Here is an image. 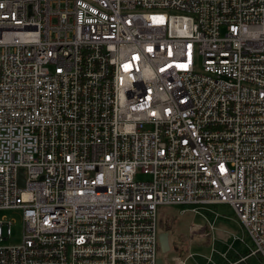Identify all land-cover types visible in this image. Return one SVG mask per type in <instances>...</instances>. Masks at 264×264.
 Wrapping results in <instances>:
<instances>
[{"label":"built area","instance_id":"1","mask_svg":"<svg viewBox=\"0 0 264 264\" xmlns=\"http://www.w3.org/2000/svg\"><path fill=\"white\" fill-rule=\"evenodd\" d=\"M218 203L248 252L176 264H264V0H0V264H158Z\"/></svg>","mask_w":264,"mask_h":264},{"label":"rangeland","instance_id":"2","mask_svg":"<svg viewBox=\"0 0 264 264\" xmlns=\"http://www.w3.org/2000/svg\"><path fill=\"white\" fill-rule=\"evenodd\" d=\"M174 207L167 208L162 213L164 220L171 226L169 230L171 249L169 252L160 253L164 258V264H176L173 257L182 255L187 250L195 253L200 262H206L208 256L217 260L221 256L220 252H226L229 257H235L236 252L243 255L248 252L251 240L241 229L236 212L230 204H212L208 207L209 211H204L209 221L213 222V228L204 216L187 209L191 206L176 205ZM215 215H217L216 219ZM0 217L16 221L18 224L13 227V234L8 239L0 240V244L9 245L19 242L22 235L21 209H0ZM161 231L166 230L162 227ZM236 235L243 237L244 241L236 238ZM176 246L182 248V251L177 250L181 252L180 254L173 250ZM214 246L215 250H213ZM250 259L249 262L256 264V260Z\"/></svg>","mask_w":264,"mask_h":264},{"label":"water","instance_id":"3","mask_svg":"<svg viewBox=\"0 0 264 264\" xmlns=\"http://www.w3.org/2000/svg\"><path fill=\"white\" fill-rule=\"evenodd\" d=\"M23 183H24L23 170H20V184L23 185ZM159 244H160V249L162 253H166L170 251L171 244H170V237H169L168 231L160 232ZM158 264H164V258L161 255L158 258Z\"/></svg>","mask_w":264,"mask_h":264},{"label":"trees","instance_id":"4","mask_svg":"<svg viewBox=\"0 0 264 264\" xmlns=\"http://www.w3.org/2000/svg\"><path fill=\"white\" fill-rule=\"evenodd\" d=\"M174 206H163L160 208V216H159V228L162 230V227L165 228L166 231L169 232L171 226H169L168 222H166L162 216V213L163 211H165L167 208H173ZM175 208V207H174ZM170 233V232H169ZM158 249H159V253H161V249H160V246H158ZM178 249H181L182 251V248H178V246H176V248H174L173 250L177 253V254H180L181 252L180 251H177ZM173 251V252H174ZM184 253V252H183Z\"/></svg>","mask_w":264,"mask_h":264}]
</instances>
